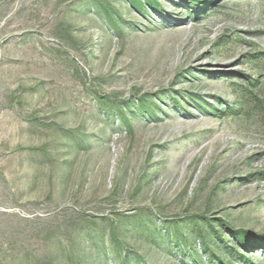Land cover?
I'll use <instances>...</instances> for the list:
<instances>
[{
    "label": "rangeland",
    "instance_id": "obj_1",
    "mask_svg": "<svg viewBox=\"0 0 264 264\" xmlns=\"http://www.w3.org/2000/svg\"><path fill=\"white\" fill-rule=\"evenodd\" d=\"M256 53L264 0H0V264H264Z\"/></svg>",
    "mask_w": 264,
    "mask_h": 264
},
{
    "label": "trees",
    "instance_id": "obj_2",
    "mask_svg": "<svg viewBox=\"0 0 264 264\" xmlns=\"http://www.w3.org/2000/svg\"><path fill=\"white\" fill-rule=\"evenodd\" d=\"M200 4H190V12L194 13V14H198L199 13V9L200 6H204L207 8L208 4L206 2H201V5L198 6ZM203 8V7H202ZM206 10V9H205ZM252 56L254 57L253 60H250L252 62H254L255 66H256V74L254 76H245V78H247L249 87L248 89L244 90L243 93H245V98H243L242 102H245L246 99L248 98H253L256 103H261V96L260 93L257 89V86L260 83L259 79H264V74H262V70H263V65L262 63H264V53H256V54H252ZM260 63V64H259ZM262 65V66H261ZM239 241H240V245L242 247L243 250L245 251H249L251 249H254L256 247H264V235H258V234H251L247 231H243V230H239Z\"/></svg>",
    "mask_w": 264,
    "mask_h": 264
}]
</instances>
